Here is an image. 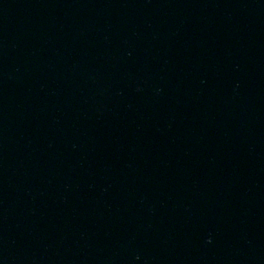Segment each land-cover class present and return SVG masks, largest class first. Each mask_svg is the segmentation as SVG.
Here are the masks:
<instances>
[{"label":"water","instance_id":"obj_1","mask_svg":"<svg viewBox=\"0 0 264 264\" xmlns=\"http://www.w3.org/2000/svg\"><path fill=\"white\" fill-rule=\"evenodd\" d=\"M0 264H264V0H0Z\"/></svg>","mask_w":264,"mask_h":264}]
</instances>
